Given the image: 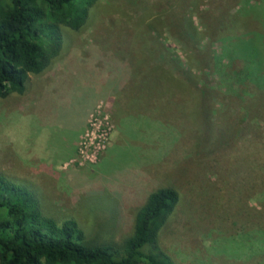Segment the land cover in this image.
I'll list each match as a JSON object with an SVG mask.
<instances>
[{"label": "rangeland", "instance_id": "374dc122", "mask_svg": "<svg viewBox=\"0 0 264 264\" xmlns=\"http://www.w3.org/2000/svg\"><path fill=\"white\" fill-rule=\"evenodd\" d=\"M58 31L46 69L0 99L1 173L107 243L173 189L157 243L173 264H264L246 234L264 226V0H98Z\"/></svg>", "mask_w": 264, "mask_h": 264}, {"label": "trees", "instance_id": "16d2710c", "mask_svg": "<svg viewBox=\"0 0 264 264\" xmlns=\"http://www.w3.org/2000/svg\"><path fill=\"white\" fill-rule=\"evenodd\" d=\"M97 1L0 0V99L24 94L29 75L41 74L59 53L58 27L78 30ZM183 25L194 39L191 21ZM179 203L175 190L158 189L145 198L120 243L90 241L74 220L46 216L32 191L0 171V264H173L157 243ZM246 234L255 244L264 239V226Z\"/></svg>", "mask_w": 264, "mask_h": 264}]
</instances>
